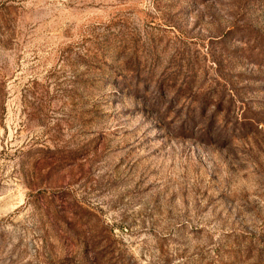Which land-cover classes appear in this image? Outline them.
Returning a JSON list of instances; mask_svg holds the SVG:
<instances>
[{
	"label": "rangeland",
	"instance_id": "1",
	"mask_svg": "<svg viewBox=\"0 0 264 264\" xmlns=\"http://www.w3.org/2000/svg\"><path fill=\"white\" fill-rule=\"evenodd\" d=\"M0 264H264V0H0Z\"/></svg>",
	"mask_w": 264,
	"mask_h": 264
}]
</instances>
